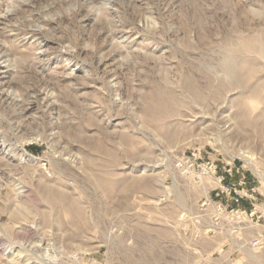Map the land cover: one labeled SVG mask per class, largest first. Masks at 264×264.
I'll return each mask as SVG.
<instances>
[{"label":"rangeland","instance_id":"obj_1","mask_svg":"<svg viewBox=\"0 0 264 264\" xmlns=\"http://www.w3.org/2000/svg\"><path fill=\"white\" fill-rule=\"evenodd\" d=\"M260 45L264 0H0V264H264L194 236L216 182L186 163L264 216Z\"/></svg>","mask_w":264,"mask_h":264},{"label":"built area","instance_id":"obj_2","mask_svg":"<svg viewBox=\"0 0 264 264\" xmlns=\"http://www.w3.org/2000/svg\"><path fill=\"white\" fill-rule=\"evenodd\" d=\"M186 163L198 178L210 176L216 182V186L212 188L213 195L201 198L195 211L190 214L189 218L195 226L194 236H219L224 240V246L230 245L231 260L245 250L264 248V229L257 230L264 216L254 202V188H240L245 180L240 178L233 181L230 178L231 168L220 172L217 165L209 161L195 166L190 158ZM244 199L248 201L250 208L239 206Z\"/></svg>","mask_w":264,"mask_h":264},{"label":"bare ground","instance_id":"obj_3","mask_svg":"<svg viewBox=\"0 0 264 264\" xmlns=\"http://www.w3.org/2000/svg\"><path fill=\"white\" fill-rule=\"evenodd\" d=\"M14 14V13H13ZM248 47V45L246 46V48ZM259 51H264V45H260L258 48H257ZM245 72V71H244ZM240 75V77H243V73L241 72V71H237V73H236V75ZM153 101H154V99H153ZM169 102L168 101H166L165 102V104H168ZM163 102H161V101H159L158 102V105H160V106H164L165 105ZM154 106V104H152L151 105V107H153ZM157 120V119H156ZM238 155L241 157V158H243L244 159V161H245V163H246V165L247 166H249V167H254L255 166V164H256V159H255V157H254V155L250 152V151H248V150H241L239 153H238ZM145 180H143V182H144ZM146 182V181H145ZM144 187H146L147 188V184L146 185H144ZM53 198V197H52ZM182 198V197H181ZM177 200H179V198L177 199ZM181 201V200H180ZM179 203V202H178ZM62 212V211H61ZM30 228V227H29ZM42 235V234H41ZM34 237V236H33ZM42 239V238H41ZM45 239V238H44ZM48 240V239H47ZM0 244H2V243H0ZM49 244H50V242H46V241H41L40 240V242L38 243V245L37 246H42V248L43 249H45L44 251H46V252H48L49 250H50V247H49ZM73 244V243H72ZM51 245V244H50ZM2 248V247H1ZM41 248V249H42ZM53 248V247H52ZM3 249V248H2ZM12 248L10 247L9 248V250H11ZM38 249V248H37ZM43 249H42V251H43ZM53 250H55V249H53ZM4 251V250H3ZM52 251V250H51ZM4 252H6V251H4ZM11 254L10 255H12V257H10V259L9 260H6L5 261V263L6 264H32V262H30L31 260H30V257L28 256V254H26L25 255V252H23L22 251V248H21V246L19 245V248L17 249V250H15V249H12L11 250V252H10ZM52 253V252H51ZM4 254V253H3ZM55 254H56V251H55ZM53 255V254H52ZM9 256V255H8ZM54 256V255H53ZM53 256H52V259H53ZM47 257V256H46ZM49 257H50V255H49ZM254 258V257H253ZM51 259V258H50ZM55 260V259H54ZM77 261V260H76Z\"/></svg>","mask_w":264,"mask_h":264},{"label":"crops","instance_id":"obj_4","mask_svg":"<svg viewBox=\"0 0 264 264\" xmlns=\"http://www.w3.org/2000/svg\"><path fill=\"white\" fill-rule=\"evenodd\" d=\"M243 177H244V179H245V175H242ZM246 204V205H245ZM240 207H242V208H250V206H249V203L248 202H244V201H242L241 202V204L239 205Z\"/></svg>","mask_w":264,"mask_h":264}]
</instances>
